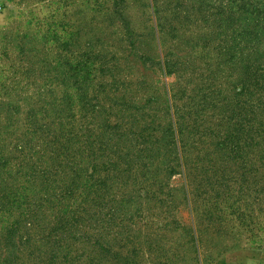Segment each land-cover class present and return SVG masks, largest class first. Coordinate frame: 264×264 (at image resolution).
Masks as SVG:
<instances>
[{"label":"rangeland","instance_id":"obj_1","mask_svg":"<svg viewBox=\"0 0 264 264\" xmlns=\"http://www.w3.org/2000/svg\"><path fill=\"white\" fill-rule=\"evenodd\" d=\"M63 238L264 264V0H0V264Z\"/></svg>","mask_w":264,"mask_h":264},{"label":"trees","instance_id":"obj_2","mask_svg":"<svg viewBox=\"0 0 264 264\" xmlns=\"http://www.w3.org/2000/svg\"><path fill=\"white\" fill-rule=\"evenodd\" d=\"M78 209H80V208H78ZM77 212H79V210H76L75 214ZM73 237H76V236H73ZM79 239L85 240V236H79L77 238V240H79ZM72 240L75 241L76 238H73ZM55 244H57V243H55ZM58 244L61 245V246H59V248L54 252V255L52 257V258H54V260H53L54 264H72V262H75L77 260V258H79L78 256L77 257H73L72 247L70 246V244L67 242V240L65 238H63L61 240L58 239ZM98 246H100V249H101V251H99V253H101V252H103L105 250L101 245L98 244ZM57 254H58V256H60L59 258L61 260V262H59V263L57 262V260H55ZM101 258H98V259H101ZM53 262L50 261L47 264H53Z\"/></svg>","mask_w":264,"mask_h":264}]
</instances>
